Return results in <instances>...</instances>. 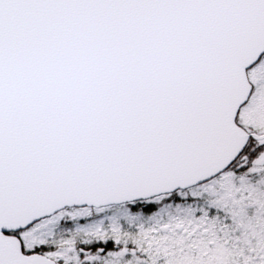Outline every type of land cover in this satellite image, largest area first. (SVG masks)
<instances>
[{"label": "snow or ice", "instance_id": "6c2138e0", "mask_svg": "<svg viewBox=\"0 0 264 264\" xmlns=\"http://www.w3.org/2000/svg\"><path fill=\"white\" fill-rule=\"evenodd\" d=\"M0 264H264V0H0Z\"/></svg>", "mask_w": 264, "mask_h": 264}]
</instances>
